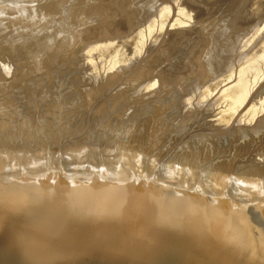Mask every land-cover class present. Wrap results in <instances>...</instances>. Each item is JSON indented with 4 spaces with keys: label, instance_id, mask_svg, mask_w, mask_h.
Masks as SVG:
<instances>
[{
    "label": "bare ground",
    "instance_id": "obj_1",
    "mask_svg": "<svg viewBox=\"0 0 264 264\" xmlns=\"http://www.w3.org/2000/svg\"><path fill=\"white\" fill-rule=\"evenodd\" d=\"M169 1L171 3V0ZM204 1H207V0H204ZM221 1L223 2V5L226 4L225 1L223 0ZM221 1L218 3L220 4ZM231 1L233 2V0ZM231 1L230 3L235 6V7L233 6L234 9L232 8L233 11L229 10L228 8L229 5H227L226 7L222 5L225 8L222 9L221 11L224 14L225 11H227L225 9L228 8V11H231V14L232 12H234L232 15L229 14L230 18L227 17L228 20L233 18L231 20L232 22L229 21L228 23L225 17H224L225 20H221L222 14H220L221 21L220 22L218 21L219 23L218 22L216 23L218 24L217 25L218 29L216 27V24L213 23L215 24L214 26L216 28V30L214 31L215 28L213 29L212 28L213 26L210 27L212 25L211 18L214 15V13L217 12L214 10H213L214 13L213 11H211V13H213L211 14V17L208 16V18H210L211 24L209 23L208 19H204L205 21L203 20L204 23L206 22V20L208 21L206 22L210 24V25L207 24L208 27L212 28L211 30L214 32H212L211 30H210L211 32L205 31V29L208 27L207 26L205 27L204 23L202 22V17L204 18L207 17L205 11L210 10L209 8L211 6L209 7L205 6L207 10H203L205 13V14L203 13L205 15L203 16L202 13L200 14L201 11L199 10H198L199 12L197 11V9H199L198 5L200 6L199 4L200 0L198 1V5H196L197 2L195 4V0L192 1L191 3L192 4L194 3L193 6L194 5H195L194 7L197 6V8H195L194 11L195 12L197 11L196 13L198 14L197 16L199 19V23L195 27H193L192 30L191 28L190 30L179 29L178 31L174 32L172 31V28H169L167 30V35H169V37L166 40H164L161 44H159L158 47L157 46L155 48L151 47L147 55H145L146 58L144 57V60L142 59L141 62L139 61L137 64L133 65L132 70H131V67H130V71L122 70L120 73L112 76L106 83L98 84L97 86L100 85L99 87L97 86L96 88L91 87V89L92 88L93 89L92 90L89 89L90 92L89 91L87 92L86 90L85 91L86 93H84L83 95L85 96V94L88 93L87 96L84 97V99H86V103L84 102L85 100L83 98L82 100L84 102L83 104L84 105L87 104L86 107L88 106L89 109H83V111L86 110V113H89L88 110L89 111L91 110L90 116L92 117V114H93L94 119L91 117L89 118L93 120H97L99 116L101 115L103 117L111 115L113 119L114 117H119L121 118V120L126 119L125 125H127V120L129 121L128 119L129 117L136 116L135 117L136 119L135 118H132V119H134L135 121L136 120L140 121V123L138 124L137 122L136 125H134L135 127L130 126L131 128L128 127L127 125V128H129L130 131L133 128L132 130L133 132L131 131L130 133L128 129L126 130L127 132L125 131L128 134L127 137L128 138L131 137V142L128 143L130 139H128L125 136L127 135L126 133L122 132V137L125 134L124 135L125 138L128 139V142H127V139L125 140L126 143H128V145H124L123 143L124 141H122L120 144L124 146L122 147L119 146V147H121L122 149L121 151H124V153H127L126 155L140 156L148 163L149 162L158 163L156 159L165 157L166 151L172 152V151H175L177 148L182 147V144L184 143V140H182V138H178V139H181L180 140L181 142L183 141V143H181V146H180V142H178L179 144H177V139H175L176 144L172 142L174 145H172L171 147L168 146L169 143L167 144V141L169 142V138L171 137V133H172L171 129L173 127L171 128V126H175L176 123L178 127L176 126L175 128L177 129L180 127L181 129V130L177 129L176 131L178 130L182 131V129L184 128L183 130H187V132L186 131L185 132L183 131V132L185 134L186 133L189 134L191 130L189 131L188 128L185 129V127H187L185 125L186 124L185 121L189 120L191 122L193 119L194 120L196 119L195 120L196 122H194V120L192 121L194 123H199V121H202V125H204L203 126L204 128L206 126H209L207 129L208 132L202 131L201 130L203 129L202 126L200 127L201 129L199 130H201L203 134H205L204 137L206 136L208 137L209 135L211 136L208 138L207 137L203 138V134H201L202 132L200 131L201 132L199 133L200 136L199 135L198 136L200 139L202 136V140L205 139V142H206V139L208 141L210 139L211 142L212 140L215 142V138H216V141L218 140L219 142V139L221 138V136L223 138L225 135H227V137L229 138V136L231 135V137H233V141L231 140L232 142H230V139H229V142H230L229 145H231L232 143V146L230 148L225 149L226 147L221 146L220 142H219L220 145H217L218 142H215L217 143L216 145L219 147V148L218 147L213 148L216 151L215 152L213 150L215 152L214 154L216 155V157L206 159V158H209V156H211V153L208 152L209 150L208 147L212 145V143L209 141L211 143L210 144L207 141L206 143H209L210 145L206 144L207 145V146L205 145L206 148L204 147V145L202 147V144H204L203 143L204 140L201 142L202 143L201 144L199 142V139L197 138L198 141L196 139L197 133L195 135L194 134L192 135V133H195V132L190 133L189 135H192V137L190 136L191 137L190 139L186 137L185 143L187 144L185 143H184L185 145L183 144L185 146V147L183 146L185 149H183V147L180 149L182 150V153L179 156V159L176 160V161H179L180 163L176 161H175L176 163L170 162L171 163L170 166L186 167V168H200L201 165L205 166L204 168H200V169H203L205 172H207L213 179H215L222 187H224L230 194H232L246 208H247L246 202H251V203L253 201L259 202L260 205L252 207V208L248 207L247 209H249L255 216H257L264 223V116H261L260 118H258V120L253 125L242 124L241 120H235L234 124H232L229 127L222 126V124L220 123L218 119L216 118L214 119L213 103L208 100L209 95L216 89V86H217L213 84L214 83L213 80L218 81L220 79V78H216V76L222 77L226 73V71L230 69L231 64H232V59L234 55L236 54V52H238L239 60L246 57L245 50L250 46V42L252 41V38L260 35V32L258 29L256 28L253 29V34L249 42H247L246 44L245 43L242 44L241 47H237L238 45H241L239 43L242 42V40L241 42L239 40V43L237 41L238 39H240L237 33V30H238L237 21L241 20V18L239 17L240 16L242 17V14H243L242 11L245 13V11L243 10L244 9L243 5L247 2H250L254 6H256V8L259 11H261L263 7L262 6L263 0H239V1L234 0V2L236 1L235 4L237 3L236 5L232 3ZM160 2H162V0L161 1L159 0H0V58L1 56H4V55H5L4 58L6 57L5 60H0L1 61L0 64L2 63V65H0V138L4 140H20V139L31 136L34 144H51V146L52 145L54 146L56 145V143H54L55 140L56 141L60 140V142L62 140V143L65 140L66 141L65 143H67L68 137H66L65 133L68 132V128H70V126H73L74 130L78 129L77 131H79L80 129L77 126L79 124H75V126L78 128H76L74 125H70V122L72 121V119H70L71 116L67 115V113L68 114L71 113L68 111L69 110L68 108L72 109L74 103L72 102L73 100L69 99V96L67 94H66V97L68 98L69 101L71 100L72 107H70V103L69 105L67 104V102H69L68 100L64 101L67 98H64L65 95L63 96L62 94H65V91L67 90V88H68V91L71 90L70 87H67L68 85H71V84H68L69 81L66 83V81H63V80L64 78L68 80L69 77L75 78L76 75L77 76L80 75V72L79 74H75L77 73V70L76 71L73 70L74 71L72 72L73 74L69 73V75H72V76L67 77L68 75H65V74L67 73V71L70 72V69H73V68L77 69L80 66V64H82L81 59L83 58H84L83 60L86 59L83 56L82 58L80 55V53H82V55L85 54V56L87 54L85 50L81 47L85 46V49L86 47H88L86 49V50L89 49L88 54H92L94 53V51L97 50V44L101 43L100 40L103 41L104 39L108 38L106 35H108L109 37L110 35L116 36V34L119 35V33L121 34L124 31L127 32L128 30H132L134 28L137 29L141 25H144L142 23H146L145 21L149 23V21L154 15H155L154 16L155 18L154 17L153 18L157 19L159 16L156 18V15H157L156 13L158 12V14L161 15L167 8L166 6H163V7L160 6L161 5ZM219 4L217 5L218 8L221 7L219 6ZM215 5L212 6L213 9H216ZM205 7H203V9ZM209 13L210 12H207V14ZM219 13L220 12L217 13L216 15L217 17H219ZM226 13H225V16L228 15ZM234 14L235 16L233 17ZM200 16H201V20H200ZM243 18H245V15H243ZM154 19L152 21H154ZM217 19L219 20V18ZM214 21L215 19L212 22ZM139 23L140 25H138ZM220 25H221V28L219 27ZM229 28H233V30H229ZM100 35L101 37H104V35L106 37L100 38ZM192 35H194V37H198L199 35L200 36L202 35L201 38H203V41H201L200 37H198L200 41L197 39L199 43L198 42L196 43V41L194 40V42L198 44L197 49H193L194 47H196L195 46L196 44H194L192 40L194 38H190ZM98 37H99V41L98 40L94 41V39L95 38L98 39ZM188 38H190L192 41L189 40ZM92 40L94 41V43H96L97 41L98 42L93 45H92L93 42H91L90 47H89V44H87L88 45L87 46L86 43ZM189 41H191L190 43L194 44V47L190 49V53L192 54L189 53L191 56H193V58L195 57L194 65H193L194 67L192 65L190 66L189 64L190 67L194 68L192 70H194L195 74H197V77L194 75L196 77L194 81H193V78H194L193 75H191L193 76L192 78L188 76L189 69H186L185 72L181 71L182 69H184L183 68L184 62L188 63L189 61L187 62V60L184 59L185 55L182 56L181 52L183 50H181L180 48L183 47L184 43L189 42ZM186 50L187 51L185 52L187 53L188 49ZM83 52L85 53L83 54ZM6 55L10 58V60L14 64L8 60ZM79 55L81 57L80 61L77 58ZM187 56H189L188 53H187ZM4 58L2 57L1 59H4ZM189 58L191 59L192 57H189ZM76 59L78 60L77 62H76ZM8 61H9V64H8ZM4 62L5 63L7 62L8 65L10 64L14 65L13 67L15 70H13L10 67L11 65L9 66V69H8V65L3 64ZM69 62L72 64V66H74L75 62L79 66L72 68L70 67L71 66L70 64L69 66L70 69L66 71V67L64 65L68 64ZM61 65L62 67H65L64 70L66 71V73L63 75H65L66 77L61 75L62 73L58 75L59 71L62 72L60 69L57 72L58 68H60ZM79 70H81L80 67L78 71ZM55 72L57 73L58 76H62L61 78L62 81L67 84L65 85L62 82V84H64L65 86L64 89L66 90L64 91L61 88V90L63 91V93L61 92V95L63 96L64 100L63 98L62 99L60 98L61 100L60 102H63V101L64 103L66 102L67 106L64 105V103H62V105L60 106L61 108L62 107L63 108L62 109L59 108L60 106L57 108L65 112H66V109H68L66 112V116L68 119L64 120L66 119L65 117L63 120L68 121L69 123L68 122L67 123L65 122V123L67 124V126L69 125L70 126L68 128H66L67 126H64L67 132L64 129H62L63 127L62 128L60 127L62 130H64L63 131L65 132L64 137L67 138V140L64 139V137L61 135L63 134V132L58 131L60 130V128L58 129V126L60 124L58 122H57L58 124L56 123L55 120L57 119L52 118L53 119L52 120L49 118L51 120L49 121V119H47L48 115L46 118L47 120L44 119L46 116L43 117L45 114L40 116L43 110L48 109L49 107L48 103L51 104L53 100L54 101L53 104H54L55 102L59 100L58 98L59 96L62 97L60 94L58 95L54 91L51 92L52 94L55 93L56 95L55 94L54 95L57 96L56 98L58 99L57 100H54L56 98L52 100L50 99L51 102H48V99L46 98V103L47 102L48 103L46 104L45 101L44 103L43 102L42 103L46 104V106L48 105L47 109H44L46 107L45 105L43 106L41 105L42 111L40 110L41 112L37 113L38 116L34 113L37 111V108L40 106L36 104V101L38 102L39 99L41 100L45 98L43 95L44 91L45 93L49 91V89L47 90V89H44L43 87L47 88V86L50 84L47 82V80L50 79ZM183 73H187L188 75L186 74L184 75ZM57 75L52 78L54 80H55V77L56 79H58ZM80 76L78 77L80 78L79 81H82L81 80L82 76L81 77ZM152 76L153 77L156 76V78H158L155 81L156 82L155 84L158 86V89L152 92H147L146 90L148 89V87L143 86L142 83L145 78L147 77L151 78ZM209 77L210 78L214 77L217 80L212 78L213 80H209L210 82L207 83L208 86L204 87V91L201 95V100L207 99L206 103L198 104V105L193 104L190 107V109L184 114L182 110L180 109L188 108L192 102L191 99L186 98V95L188 94L186 93L187 90L189 91V89L190 90L193 89V86H196V85H198V88H199L203 80L206 79L204 81L207 82L208 81L207 79ZM37 79L43 80L42 82H45L46 80L48 85L46 86L45 83L44 84L42 83V87H40L41 86L40 84H37V86L40 85L39 89L36 87V85L34 86L36 88L34 87L32 88L31 87L32 85L30 86V84H32L33 81L35 83L36 82L35 80ZM61 79H60V82H61ZM41 80H38V81H41ZM72 80H70V83H72V85L78 82L76 78L74 80H76L77 82L74 81L73 83ZM60 82L58 83L59 85L55 82L57 84L56 87L61 85ZM89 83L88 84L85 83L84 85H89ZM119 83L120 85L122 84V87H123V84H125L126 85V86L124 85L125 88L124 87L121 88ZM54 84H53V87L50 85L49 86L52 87V89H55ZM77 85H80V83ZM29 87L32 88L30 89L32 91L28 90ZM60 87H63V85H61ZM74 87H76V89L75 91L74 89H72L75 92L74 94L71 91L72 98L78 95L76 94V90H77V93L79 91L82 92L81 88L78 90L77 86L74 85ZM119 87L124 90H120V92L118 91L119 93L116 94L117 90L120 89ZM33 89H36L37 91L39 90L38 93H36L37 91L35 92L36 93L35 96H37L38 99L37 97H35L34 103L37 106L33 104L37 108L35 109L33 107L32 108L30 107L32 104L31 102L32 99H30L31 104L29 103L30 104L29 108H31V110L33 109V111L34 110L36 111L31 112V113H34V114H31L30 113L31 110H28L29 113L26 111L27 113H24L25 114L24 115L23 113H21L20 106L18 107V105L20 104L21 107L25 105L23 104L24 102H22V101H26L24 100V98H27V94L25 93L27 91L28 93L29 91L32 93L34 91ZM40 89L42 90L44 89L43 92L40 91ZM52 89L50 91H52ZM113 89L114 91L116 90L115 91L116 93L113 91L114 94H116L114 96L113 94H111L113 93L112 92ZM23 90L24 92L20 93V91H23ZM17 91L19 92L17 93ZM194 91L195 90H193V92ZM14 92L15 94L20 93L19 96L21 95V97L23 93L25 94L26 97L25 96L24 98L22 97L23 99L21 100L19 96H15ZM39 92H40V95L42 93L41 95V97L43 96L42 98H39L40 97V95L38 96ZM71 92H69L68 94L70 95ZM183 92L185 93L184 94L185 97L182 95ZM191 92L192 90L190 91V93ZM108 93H110L112 97ZM54 95L50 97L53 98ZM180 95H182L181 98H180ZM32 96L34 95L32 94ZM45 96H47V94H45ZM227 96L228 94H226V91H223L221 93L220 98H226ZM17 98L21 100V102L17 100ZM16 100L19 101L20 103L17 102ZM16 102L19 104L17 105ZM77 102L78 101H76L75 104ZM57 104L58 102L56 103V106L54 104L53 107H57ZM63 105L65 106V108L66 107L67 108L64 109ZM176 105L179 108L180 113L178 110H177L178 112L176 111L175 109ZM41 106L39 108H41ZM77 106H79V104ZM80 106H82L83 108V105L80 104ZM25 107L26 105L23 107V110L25 109ZM75 108H73L72 110H76V112H78V109H81V107L80 108L78 107V109H75ZM51 109L53 108L52 107L49 108V110L51 111V115L49 113L50 111L44 112L46 114L49 113L50 115L49 117L53 116ZM130 109L131 111L134 110V112L133 111L131 112ZM54 110L56 111V109H53V112H54L53 117L56 118L57 115H59V117L57 118L60 121L61 111L59 112L58 110L57 113L58 112L59 113L55 114ZM125 111L128 114L130 115L132 114V115L126 118L128 114L127 113L125 114L124 113ZM65 112L63 113L65 114ZM26 114H28V116H26ZM29 114H31V116L34 115V117L32 116L33 118L29 119L31 117V116L29 117ZM123 115L125 117H122ZM72 117H74V115ZM78 117L80 119L81 114ZM86 117H88V115ZM86 117H84V119ZM202 117L206 120V123L203 122L204 119ZM201 118L202 120H199L197 122V120ZM91 119H89V123ZM174 119H177L176 121L178 120L183 121L184 119L185 121L176 122ZM93 120H91V122ZM52 121L53 122L55 121V122L53 123ZM75 121H79V120H75ZM129 122L132 123V120ZM65 123L63 124L66 125ZM79 123L83 124V119L82 120L80 119ZM178 123H181V124L185 123L184 127L183 125L181 126ZM191 123L187 124L188 127H189V124ZM203 123H205L206 125ZM35 124H37V126ZM71 124H74V120H73V123L71 122ZM86 124H88V118H87ZM199 124L201 125V122ZM35 126L38 128H36ZM60 126H62V123ZM104 127L105 129L104 131H102ZM55 128L58 130H56ZM85 128H87V126L83 127V130ZM101 128L102 130L101 129L100 130L102 132L99 133L101 136H104V134L102 135V133H105L107 135L106 132L109 133V131L112 130L111 128H110L111 130H107L106 126L104 125L103 127L101 126ZM195 128L197 127L195 126L193 129L196 130ZM70 129L73 131L72 128ZM193 129L192 131H194ZM83 130L81 131V133L83 132ZM72 131L70 132L71 133L75 132V131L73 132ZM87 131L89 132L90 129L89 128L88 130L86 129V134H88ZM113 131L117 132V130H114V128H113ZM113 131H111L110 133L112 134ZM69 133H67V135H69ZM184 133L176 134V136L178 135L179 137L180 135L181 137V135H183L184 137L185 136L189 137L188 134L184 135ZM78 134H80V131ZM83 134L84 136L86 135L85 133H82V135ZM59 135H61L64 140L57 139L56 136H59ZM72 135L74 136V133ZM72 135H71V138H69L71 141L68 140L71 143L69 144L67 143L68 145L64 144L63 153L76 148L78 144L83 145L86 143L87 138H85L86 140L84 139L85 141L83 140L82 142L83 144L77 141H76L78 143L77 145L74 142L72 143V138H74ZM82 135L80 134L77 136L82 137ZM115 135L116 133L113 136ZM245 135L248 136V139L246 138L247 140L243 138ZM61 136H59V138H61ZM107 136H109V134ZM78 137H76L75 135L76 139H78ZM81 137L79 138L80 140L83 139ZM217 137L219 139H217ZM42 139H48V142H45ZM188 139L190 140V143L191 141H194L196 139L195 142L196 143L199 142L202 148L200 147L201 149H198L199 147L198 148H194L193 146H192L193 148L190 147L191 144L196 145L197 147L199 143L198 144L189 143L188 145V142H189ZM186 145H188L187 148H186ZM215 146L213 145V147ZM221 147H224V150L223 148L220 149ZM52 148L54 149V147ZM229 151L230 152L234 151L235 153L234 152L232 153L234 156L231 153H230L231 156L229 153L227 154V152ZM235 155H237L236 158L239 157L238 160L241 159V161H236ZM161 161L162 162H160V164L164 166L166 160L163 161L162 159ZM174 164H177V165H174Z\"/></svg>",
    "mask_w": 264,
    "mask_h": 264
},
{
    "label": "water",
    "instance_id": "obj_2",
    "mask_svg": "<svg viewBox=\"0 0 264 264\" xmlns=\"http://www.w3.org/2000/svg\"><path fill=\"white\" fill-rule=\"evenodd\" d=\"M0 138V264H264V223L200 168Z\"/></svg>",
    "mask_w": 264,
    "mask_h": 264
},
{
    "label": "rangeland",
    "instance_id": "obj_3",
    "mask_svg": "<svg viewBox=\"0 0 264 264\" xmlns=\"http://www.w3.org/2000/svg\"><path fill=\"white\" fill-rule=\"evenodd\" d=\"M159 1H161V0H159ZM166 1V2H165ZM192 1H194V0H171V3H170V1L168 0V2H167V0H162V2H160L161 3V5L160 6H166L167 8L165 9V11L160 15V14H158V12L156 13L157 15H156V18L157 19H154L155 17V15L151 18V22L149 21V23L147 22V21H145L146 23H142V24H144V25H141L140 27H138L137 29H132V30H128L127 32L126 31H124L123 33H119V35L118 34H116V36L115 35H110V37L108 36V35H106L108 38L107 39H104L103 41L102 40H100V44H97V50L96 51H94V53H92V54H88V50H86L88 47H86V49H85V46L83 47H81V48H83L84 50H85V52L88 54V56H87V54H86V56H85V52H83V54L84 55H82V53H80V55H81V57L83 56V57H85L86 59L85 60H83V59H81V61H82V64H80V66L79 65H77L76 64V62L79 60L80 61V55L77 57L78 58V60L76 59V62H75V64H74V66H72V64L69 62L68 64H66V65H64L65 67H66V71L68 70V69H70V67H80L81 68V70H79L78 71V69H79V67L77 68V69H70V72H68L67 71V73H66V71L64 70V68L65 67H62V65H61V67L60 68H58V70H57V72L59 71V69L62 71V72H58L59 74L58 75H60L61 73V75H63V74H65V75H68L67 77H69V76H72V75H69V73L70 74H73L72 72H74V71H76L77 70V73H75V74H79V72H80V75L82 76H80V75H76L75 76V78H76V80H78V82L76 81V80H74L75 78L73 77V78H68V80L66 79V78H64V80L63 81H66V83L68 82V84H71V85H68L67 87H70V91H68V88H67V90L66 89H64L65 88V86H64V84L65 85H67L65 82H63L62 81V76H58L57 75V73L55 72L53 75H52V77H54V76H58L57 78L59 79H61V82H60V79L58 80V79H56V77H55V80L51 77L50 79H48L47 80V82L48 83H50L49 85L50 86H52L53 87V84L56 82L57 84L60 82L61 83V85H63V87H60V86H57L58 88H59V90H58V88L56 87V83L54 84L55 85V89H52V87H50L48 84H47V82H46V80H45V82H42L43 80H41V79H37V80H35L36 82L34 83V81L32 82V84H30V86L33 88L35 85H36V87L39 89V86L40 87H42V83L44 84H46V86H47V88L46 87H43L44 89H49V91H47V93H45V91H44V93H43V95H44V97L45 98H43V99H39L38 100V102L40 103V101H41V103L39 104L37 101H36V104L37 105H45L46 106V104L48 103V102H51V100L52 99H54V98H56L57 96H55L56 94L55 93H57L58 95L60 94L61 95V92L63 93V91L61 90V88L65 91V94H62L63 96H64V98H67L66 97V94L69 96V99H71V100H73L72 102L74 103L73 104V108H75V106H76V108L75 109H78V107L80 108L81 107V109H78V112H76V110H72L71 108H68V109H66L65 108V106L64 105H66V102L64 103V101H67L68 100V98L67 99H65L64 100V98H63V96L62 97H58L59 98V100L57 101L58 102V104H57V107H53V105L55 104V106H56V103L57 102H55L54 104H53V100H52V102H51V104H49L48 103V105H49V107H48V105L44 108V109H47V107H48V109L47 110H41L42 109V106H41V108H37V107H35L33 104H35L34 102H35V97H37V96H35L36 95V93H38V91L36 90V89H33L34 91V93L32 92H30V91H32V90H30V89H32L31 87H29L28 88V90H30L29 91V93H28V91L26 92V90H25V94H27V98H24V96H25V94H23L22 93V97L24 98V100H26V101H22V102H24L23 104H25L26 105V107H25V111L23 110V107L25 106V105H23L22 107H21V105L19 104L20 102H21V100L23 99L22 97H21V95L19 96V94L21 93V92H24V90L23 91H20V93L19 94H17L19 91H17V95L15 94V92H14V94H15V96H19L20 98H21V100H19L18 98H17V100H19V101H17V102H19V103H17V105H18V107L20 106V111H21V113H29V111L28 110H31V108L33 107V108H37V111L36 110H34V111H36V112H34L33 111V109L30 111V113L31 112H34L36 115H37V113H40L41 111L43 112H41V114H40V116L41 115H43V114H45L43 117H45L44 119H46L47 118V115H48V118L47 119H57V120H55L56 121V123L58 122L60 125H61V123H62V126H58V125H56V126H58V129L61 127H63L62 129H64L65 130V128H64V126H67V122L68 121H64V120H67L68 118H67V116H66V112H67V110L69 111V112H71L70 114H68L67 113V115H70L71 116V118L70 119H72V123H73V120H74V124H71V122H70V125H74L75 126V124H79V125H77L78 127H79V131H80V134L82 135V133H85L86 134V129L88 130V128L90 129V131L88 132V134H86L85 136H84V134L82 135V137L81 136H77V135H80V134H78L79 133V131H77V130H74V128H73V126H70L69 124V126H70V128H72L73 129V131H77L76 133L75 132H73L70 128H68L69 126H67L66 128H68V132L67 133H69L70 131H72L73 133H74V136L72 135L73 133H69V135H67V133H65V132H63L64 130H62L61 128H60V130H58V129H56V130H58L59 132H63V134L65 133L66 134V137H68V140L69 141H71L69 138H71V135L74 137V138H72V143L74 142V143H76V145L78 144L77 142H79V143H82L83 142V140L85 139V138H87V140H86V143L88 142V147H91V146H95V145H103V139H105V145H107L109 148H111V149H118L119 151H121L122 149H121V147L122 146H124V145H128V143H130L131 142V137L130 138H128L127 136H128V134L126 133L127 131V129H128V131H130V129L129 128H127V125H128V127H130V126H132V127H135L134 125H136V123L138 122V124L140 123V121H135L134 119H132V118H135V117H132L130 114H128L127 112H128V110H127V112L125 111L124 113L126 114H128L127 116H126V118H128L129 116H131V117H129L128 119H129V121H131L132 120V123L131 122H129L128 120H127V125H125V120H121V118H119V117H114V119H113V117L111 116V115H109V116H99V118L97 119V120H93L94 118V116H93V114H92V117L90 116L91 114V110L89 111L88 110V112L89 113H86V110H84L83 111V109H89V107L87 106L86 107V105L87 104H83L84 102L86 103V99H84V97H86L87 96V94H85V96H83L84 95V93H86L85 91L87 90V92L89 91V89L90 90H92L91 89V87H95L96 88V86L98 85V84H104V83H106L112 76H114V75H116V74H118V73H120L122 70L124 71V70H126V71H130V67H131V70H132V67H133V65H135V64H137L139 61L141 62L142 61V59L144 60V57H145V55H147V53L149 52V49L151 48V47H158L159 46V44H161L164 40H166L168 37H169V35H167V30L169 29V28H172V31H178L179 29H188V30H190V28H191V30H192V28L193 27H195L198 23H199V19H198V14L196 13L198 10L199 11H201L200 12V14L202 13V15L203 16H205L204 14V11L203 10H207V8L206 7H209V6H214L215 4V7H216V9H213V7H212V9H211V7L209 8L210 10H207V11H205L206 12V18H204V17H202V22L204 23V19H208V21H209V23H210V18H208V16H210L211 17V14H213L214 13V11H217V12H215L214 13V18H213V16H212V18H211V23H212V25L210 26V27H212L213 29L215 28V24L219 21H221V20H225L224 19V17L226 18V20L228 21V23H229V21H231L232 19H229L228 20V18L227 17H229L230 18V16H229V14L230 15H232L234 12H232V14H231V11H228V8H229V10H232L233 11V9H234V5H232L231 3H230V1L231 0H223V1H225L226 2V4L225 5H223V2L221 1V0H215V1H213V0H207V1H204V0H200V2H199V4H200V6H202V7H200L199 5H198V1L199 0H195V4H196V2H197V4L196 5H198V7H199V9H197V11L195 12L194 11V9L195 8H197V6L196 7H194L193 6V4L191 3ZM209 1V2H208ZM221 1V5L218 3V2H220ZM239 1V0H238ZM164 2H165V4H164ZM212 2V3H211ZM224 2V3H225ZM232 2V1H231ZM236 2V1H235ZM235 2H234V0H233V2L232 3H234L235 4ZM159 3V4H160ZM231 5H230V4ZM158 4V5H159ZM162 4H164V5H162ZM192 4V5H191ZM209 4V5H208ZM219 4V6H221L220 8H218L217 7V5ZM237 4V3H236ZM235 4V5H236ZM191 5V6H190ZM227 6V5H229L228 6V8L227 9H225V10H227V11H225V13L226 14H228V15H226L225 16V13L223 14L222 13V9H224L225 7H223V6ZM206 6V7H205ZM232 6V7H231ZM234 6V7H233ZM262 9H261V11H259L257 8H256V6H254L252 3H250V2H247V3H245L244 5H243V10L245 11V13L242 11V17L240 16L239 18H241V20L240 21H237L238 22V30H237V33H238V37L240 38V39H238L237 41H238V43H239V40H240V42H241V40H242V42L241 43H239V44H241V45H238L237 47H241L242 46V44H246L247 42H249V40L251 39V37H252V34H253V29H258L259 30V32H260V35L259 36H256V37H253L252 38V41L250 42V46L245 50V53H246V57H244V58H242L241 60H239V55H238V52H236V54L234 55V57H233V59H232V64H231V67H230V69L229 70H227L226 71V73L222 76V77H217L216 76V78H220L218 81H215V80H213V79H216V78H214V77H212V78H208L207 80V82L206 81H204V80H206V79H202L203 80V82H202V84L200 85V86H202V87H200L199 86V88H198V85H196V86H193V89H191L192 90V92L190 93V89H189V91L187 90V92L186 93H188L187 95H186V98H188V99H191L192 100V102H191V105L188 107V108H182V109H180V110H182V112L185 114L189 109H190V107L194 104V105H198V104H203V103H206V101H207V99H203V100H201V95H202V93H203V91H204V87H206V86H208V84L207 83H209L210 81L209 80H213L214 81V83L213 84H215V85H217L216 86V89L209 95V98H208V100L209 101H211L212 103H213V110H214V114H213V116H214V119L216 118V119H218L219 121H220V123L222 124V126H227V127H229V126H231L232 124H234V121L235 120H241V122H242V124H247V125H253V124H255V122L258 120V118H260L261 116H264V0L262 1ZM203 7H205L204 9H203ZM233 8V9H232ZM202 9V10H201ZM220 9V10H219ZM214 10V11H213ZM219 10V11H218ZM198 11V12H199ZM211 11H213V13H211ZM224 11V10H223ZM207 12H210L209 14H207ZM218 12H220L219 13V17H217L216 15H217V13ZM230 12V13H229ZM204 13V14H203ZM220 14H222V19L220 20V17H221V15ZM240 14V15H241ZM201 15V16H202ZM224 15V16H223ZM243 15H245V18H243ZM201 16H200V20H201ZM235 16V14L233 15V17ZM219 18V20L217 19V18ZM232 17V16H231ZM154 19V21H152ZM215 19V21L214 22H212L213 20ZM216 19H217V21H216ZM204 20V21H203ZM235 20V19H234ZM238 20V19H237ZM207 20H206V22H208ZM236 21V20H235ZM141 22H143V21H141ZM201 22V21H200ZM204 23V26L206 27H208V25H210L209 23ZM218 22V23H219ZM224 22V21H223ZM222 22V23H223ZM232 22V21H231ZM213 23H215V24H213ZM226 23V22H225ZM225 23H224V25H225ZM208 24V25H207ZM227 24V23H226ZM138 25H140V23L138 24ZM217 25L218 24H216V27H217ZM222 25V24H221ZM221 25L219 26L220 28H221ZM210 27H208V28H206V29H208V30H206L205 29V31H209V32H211L212 30V28H210ZM217 29H218V27H217ZM211 30V31H210ZM216 30V28L214 29V31ZM229 30H233V28H229ZM214 31H212V32H214ZM2 34H4V33H2ZM203 35V34H202ZM201 35V36H202ZM105 35H104V37H101V35H100V38H105L106 37ZM193 36V37H192ZM190 38H194V39H192L193 40V42H194V40L196 41V43L198 42V40L200 41V39L198 38V37H200L201 38V36L199 35L198 37H194V35H192ZM196 36V35H195ZM190 38H188L189 40H191ZM196 38V39H195ZM198 39V40H197ZM95 40H98L99 41V37H98V39L97 38H95L94 39V41ZM191 40V41H192ZM94 41L92 40V41H90V42H88V43H86V45L87 44H89V47H90V43L91 42H93L92 43V45L93 44H96V43H94ZM191 41H189V42H186V43H184V45H183V47H181L180 49L181 50H183L182 52H181V54H182V56L183 55H185V58L184 59H186L187 60V62L188 63H186V62H184V69H182L181 71L183 72H185V70L186 69H189V73H188V71H187V73L189 74H187V73H183L184 75L186 74V75H188V76H190L191 78L195 75L196 77H197V74H195V72H194V70H192V69H194L193 67V65H194V58H193V56H191L190 54H192V53H190V49H192L193 47H194V44H196L195 42H194V44L193 43H190ZM201 41H203V38H201ZM187 43H189V44H187ZM199 43V42H198ZM192 44V45H191ZM85 45V44H84ZM187 45V46H186ZM198 44H196L195 46L196 47H194L193 49H197L198 48V46H197ZM88 46V45H87ZM185 47H187V48H185ZM189 47V48H188ZM186 49H188V55L189 56H187V53L185 52V51H187ZM82 50V49H81ZM80 50V51H81ZM180 50V51H181ZM79 51V52H80ZM83 51V50H82ZM191 52H192V50H191ZM190 53V54H189ZM78 55V54H77ZM5 56V55H4ZM4 56H1V58L3 57L4 58ZM7 56V55H6ZM189 57H192L191 59L189 58ZM0 58V60H5L6 59V57L4 58V59H1ZM7 58H8V60L9 61H11L10 60V58L7 56ZM146 58V57H145ZM9 61H8V64H9ZM1 62V61H0ZM11 63H13L12 61H11ZM193 63V64H192ZM3 64H6V65H8L7 64V62L5 63H3ZM14 64V63H13ZM70 64H71V66H70ZM142 64V63H141ZM186 64V65H185ZM189 64H190V66L192 65L193 67H190L189 66ZM0 65H2V63L0 64ZM11 65V64H10ZM10 65H8V69H9V66ZM14 65H11L10 67L13 69V70H15L14 69V67H13ZM69 68H68V67ZM188 66H189V68H188ZM135 67V66H134ZM12 69H10V70H12ZM129 69V70H128ZM74 70V71H73ZM191 71V72H190ZM12 72V71H11ZM14 72V71H13ZM193 72V73H192ZM12 74V73H11ZM10 74V75H11ZM56 74V75H55ZM10 75H9V77H10ZM13 75V74H12ZM65 75H63L64 77H66ZM191 75H193V76H191ZM74 76V75H73ZM81 77V80L83 81H79V79L80 78H78V77ZM154 76V75H153ZM151 77V78H149V77H147V78H145L144 80H145V82H144V80H143V83H142V85L143 86H145V87H148V89L146 90L147 92H152V91H154V90H156V89H158V86L155 84L156 82V79H158V78H156V76L155 77ZM194 76V78H193V81H194V79H196V77ZM78 78V79H77ZM149 78V79H148ZM66 79V80H65ZM72 80L73 81V83H74V81H76L75 83L76 84H74L75 86H77V88H78V90L81 88V91L82 92H78L77 93V90H76V94H78V95H73V96H75L76 97V99H75V97L74 98H72V96H71V94H72V92H73V94L75 93L74 91H75V89H76V87H74V85H72V83H70V80ZM146 79H147V81H146ZM38 80H41V81H38ZM50 80V81H49ZM217 80V79H216ZM38 81V82H37ZM59 81V82H58ZM87 81H89V82H87ZM213 81H211V82H213ZM40 82V83H39ZM54 82V83H53ZM62 82L64 83V84H62ZM82 82V83H81ZM200 82V81H199ZM80 83V85H81V87H80V85H77V84H79ZM85 83H89V85H84ZM122 83V82H121ZM34 84V85H33ZM37 84H40V85H38L37 86ZM52 84V85H51ZM82 84H83V86H82ZM91 84V85H90ZM199 84V83H198ZM59 85V84H58ZM119 85H120V83H119ZM125 84H123V87L125 88V86H124ZM158 85H159V83H158ZM71 86H73V87H71ZM100 86V85H99ZM99 86H97V87H99ZM36 87H34V88H36ZM49 87V88H48ZM116 87V86H115ZM120 87L121 88H123L122 87V84L120 85ZM119 87V88H120ZM195 87H197V88H195ZM52 89V91H50L51 89ZM114 88V87H113ZM118 89L117 90V93L114 91V89L112 90V92L114 91L116 94H118L119 92H120V90H124V89ZM192 88V87H191ZM195 88V89H194ZM43 89V90H44ZM57 89V90H56ZM72 89H74V91L72 90ZM43 90L42 89H40V91H42L43 92ZM61 90V91H60ZM193 90H195L194 92H193ZM55 92V93H51V92ZM59 91V92H58ZM72 91V92H71ZM119 91V92H118ZM223 91H226V94H228V96L226 97V98H220V96H221V93L223 92ZM48 92H50L52 95H54V97L53 98H51L52 97V95L50 94V93H48ZM69 92H71L70 93V95L68 94ZM90 92V91H89ZM114 92L113 93H111V94H113V96L114 95H116V94H114ZM32 94L34 95V96H32ZM45 94H47V96L49 97H47V96H45ZM108 94H110V93H108ZM111 94H110V96H111ZM184 92L182 93V95L184 96ZM40 95V92H39V94H38V96ZM41 95H42V93H41ZM41 95H40V97L39 98H42L41 97ZM177 95V94H176ZM182 95H180V98H181V96ZM51 96V97H50ZM78 96V97H77ZM178 96V95H177ZM26 97V96H25ZM34 97V98H33ZM80 97V98H79ZM112 97V96H111ZM185 97V96H184ZM184 97H182V98H184ZM46 98L48 99V102L46 103ZM58 98H56V99H54V100H57ZM60 98L62 99L63 98V102H60L61 100H60ZM82 98L85 100L84 102H83V100H82ZM30 99H32V101L30 100ZM37 99H38V97H37ZM36 99V100H37ZM45 99V100H44ZM51 99V100H50ZM34 100V101H33ZM71 100L69 101V102H67V104L69 105V103H70V107H72V105H71ZM74 100H76V101H78L76 104H75V102L76 101H74ZM79 100H81V101H79ZM30 101L32 102V104L30 103ZM44 101H45V103L46 104H43L44 103ZM28 104H27V103ZM43 102V103H42ZM81 102V103H80ZM31 104V106H30V104ZM60 103V104H59ZM62 103H64V109H66V112L65 111H62V110H59V109H57L60 105H62ZM35 104V105H36ZM53 104V105H52ZM79 104V106H77ZM80 104L81 105H83V108H82V106H80ZM33 105V106H32ZM36 105V106H37ZM29 106L31 107V108H29ZM67 106V105H66ZM85 106V107H84ZM53 108V109H56V111H55V114H58L60 111H61V115H60V117H61V123H60V121H59V119L57 118V117H59V115H57V117L55 118V117H53L54 116V112H53V109H51L52 110V117H49L50 115H51V111L49 110V108ZM184 107V106H183ZM28 108V109H27ZM59 108H61V106L59 107ZM63 108V107H62ZM61 108V109H62ZM178 107H177V105H176V107H175V109H176V111L178 110L179 111V108L177 109ZM38 109H39V111H38ZM63 109V110H64ZM125 109V108H124ZM41 110V111H40ZM59 110V112L57 113V111ZM71 110V111H70ZM79 110H80V112H79ZM27 111V112H26ZM45 111H50L49 113H50V115H49V113L48 114H46V113H44ZM72 111H73V113H72ZM84 113H83V112ZM130 111H131V109H130ZM129 111V112H130ZM133 112H134V110H132ZM131 111V112H132ZM175 111V110H174ZM175 111V112H176ZM177 111V112H178ZM63 112H65V114L63 113ZM76 112V113H75ZM176 112V113H177ZM34 113H31V114H34ZM75 113V114H74ZM179 113H180V111H179ZM178 113V114H179ZM31 114H29V117L31 116ZM74 115V117H72L73 115ZM80 114H81V120L83 119V124L82 123H79V121H80V119H79V117L78 116H80ZM83 114V115H82ZM85 114H87L88 115V117H86L87 115H85ZM124 114V115H125ZM25 115V114H24ZM64 115V116H63ZM77 115V116H76ZM122 116V117H125V116ZM26 116H28V114H26ZM33 117H34V115H32ZM30 117L29 119H31V118H33V117ZM38 116V115H37ZM56 116V115H55ZM76 116V117H75ZM66 117V119H64ZM84 117H86L85 119H84ZM89 117H91V118H93V119H91V118H89ZM106 117H108V118H106ZM204 117V116H203ZM202 117V118H203ZM76 118H78V119H76ZM87 118H88V124H86V122H87ZM101 118H103V119H101ZM110 118H112V119H110ZM117 118V119H116ZM198 118H200V117H198ZM202 118L201 119H198L197 120V122L199 121V120H202ZM46 119V120H47ZM49 119V121H51ZM52 119V120H53ZM64 119V120H63ZM89 119H91V120H93L92 122H91V120H90V123H89ZM95 119H96V117H95ZM123 119V118H122ZM131 119V120H130ZM136 119V118H135ZM185 119V118H184ZM183 119V121L182 120H178V121H176L177 119H174L176 122H184L185 120ZM204 119V118H203ZM75 120H79V121H75ZM86 120V121H85ZM104 120V121H103ZM194 120V119H193ZM192 120V121H193ZM196 120V119H195ZM194 120V122H196ZM54 121V122H55ZM63 121V122H62ZM119 121V122H118ZM135 121V122H134ZM188 121V122H187ZM191 121V122H192ZM53 122V121H52ZM53 122V123H54ZM66 122V123H65ZM77 122V123H76ZM112 122V123H111ZM173 122V121H172ZM175 122V123H176ZM186 122V126L187 127H185V129H187L188 128V130L190 131L191 130V132L190 133H192V132H195V133H192V135L194 134H196L197 133V137H196V139L198 138L199 139V142L201 143L203 140V143L204 144H202V147H203V145H204V147L206 148V146L211 142L210 141V139H209V141L206 139V142L208 141L209 143H206L205 142V139H203L202 140V136H201V139L199 138V136H200V134L199 133H201L202 131H206V132H208L207 131V129H208V127L209 126H206L205 128L203 127L204 125H202V121H199V123L201 122V125L199 124V123H194V122H190L189 120H186L185 121ZM203 122H205L206 123V120L204 119V121ZM52 123V124H53ZM57 123V124H58ZM63 123H65L66 125H64ZM69 123V122H68ZM130 123H131V125H130ZM188 123H191V124H189V127H188ZM205 123H203V124H205ZM174 124V123H173ZM177 124V123H176ZM175 124V126H171V137L169 138V142L167 141V144H168V146L169 147H171L172 145H174L173 143H175L176 144V140L175 139H177V144H179L178 142H180V146H181V143H183V141L181 142L180 140L181 139H178V138H182V140H184V143L186 142V137L187 138H191L192 137V135H189L188 133H186V134H188L189 135V137L188 136H183V135H181V137H180V135H179V137H178V135L176 136V134H179V133H184L185 131L187 132V130H183L182 129V131H176L177 129H180V127L179 128H175L176 126L178 127V125H176ZM179 125H183V127H184V124H181V123H178ZM36 126H37V124H35ZM103 125L104 126H106V129L107 130H111V131H113V128H114V130H117V132H114V134L116 133V135L115 136H113L114 134H113V132H112V134L110 133L111 131H109V133L108 132H106L107 133V135L109 134V136H107L105 133H102V135L104 134V136H101L99 133H101L102 131H104V129H105V127L103 128V130H102V128H101V126L103 127ZM200 125V126H199ZM206 125V124H205ZM35 126V127H36ZM87 126V128H85L84 130H85V132H84V130H83V127H86ZM89 126V127H88ZM197 127V128H195L196 130H194L193 128L194 127ZM202 126V128L204 129H201L200 127ZM76 127V126H75ZM78 127H76V128H78ZM80 127H82V128H80ZM109 129H108V128ZM199 127V128H198ZM36 128H38V127H36ZM75 128V129H76ZM111 128V129H110ZM115 128H117V129H115ZM131 128V127H130ZM102 131H101V130ZM192 129L194 130V131H192ZM198 129V130H197ZM199 129H201V130H199ZM43 130V129H42ZM83 130V132L81 133V131ZM132 130H133V128H132ZM131 130V131H132ZM134 130H136V129H134ZM181 130V129H180ZM126 131V132H125ZM131 131H130V133H131ZM184 131V132H183ZM188 131V132H189ZM197 131H199V132H197ZM201 131V132H200ZM122 132H124V133H126L127 135H125L124 133V135L128 138V139H130L129 140V142H128V139L127 138H125V136L123 135V137H122ZM133 132V131H132ZM135 132H137V131H135ZM263 132V131H262ZM261 132V133H262ZM205 133V132H204ZM260 133V134H261ZM63 134H61L63 137L65 136V134L63 135ZM111 134V135H110ZM185 133H184V135H186ZM201 134H203V132L201 133ZM61 135H59V136H61ZM75 135H76V137H78V139H76L75 138ZM106 135V136H105ZM199 135V136H198ZM206 135H208V134H206ZM59 136H56L57 137V139H63L62 138V136H61V138H59ZM83 136H84V138H83ZM175 136V137H174ZM183 136V137H182ZM191 136V137H190ZM205 136V134H203V138H206V137H204ZM228 136H229V134H228ZM259 136V135H258ZM55 137V138H56ZM83 138V139H79V138ZM208 137H211L210 135L208 136ZM207 137V138H208ZM243 138H245V140H247L248 139V136H244ZM247 138V139H246ZM64 139H66L67 140V138H65L64 137ZM63 139V140H64ZM76 139V140H75ZM127 139V142L128 143H126V140ZM188 139V140H189ZM193 139V138H192ZM195 139V140H196ZM198 139H197V141H198ZM217 139H219L218 137H217ZM229 139H230V142H232L233 141V137H231V135L229 136V138L227 137V135H225L223 138H222V136H221V138L219 139V142H220V144H221V146H224V147H226L225 149H227V148H230L231 146H232V143H231V145H229L230 144V142H229ZM43 141H45V142H48V139H42ZM67 140V143L69 144V143H71V142H69ZM84 140V141H85ZM179 140V141H178ZM188 140H187V142H188ZM195 140L194 141H191V143H196L195 142ZM232 140V141H231ZM241 140H242V138H241ZM244 140V139H243ZM77 141V142H76ZM81 141V142H80ZM122 141H124L123 143H124V145H122V144H120ZM62 143V140H61V142H60V140H58V141H56L55 140V142L54 143H56V145H52L51 146V148L52 147H56V146H58L59 145V143ZM64 142H66L65 140H64ZM173 142V143H172ZM199 142H197L196 144H198ZM215 142H218V140L216 141V138H215ZM213 140H212V145H210L208 148H209V150H208V152H210L211 153V156H209V158H206V159H210V158H213V157H216V155L214 154L216 151L213 149V148H216V147H218L217 145H220L219 144V142H218V144L217 143H215ZM53 143V144H54ZM58 143V144H57ZM67 143H65V145L67 144ZM85 143V142H84ZM183 143V144H184ZM189 143H190V140H189V142H188V145H189ZM190 143V144H191ZM200 143H199V145L196 147V145H193V144H191L190 145V147H194V148H198V149H201L202 147H201V145H200ZM213 143H215V144H213ZM67 144V145H68ZM83 144V143H82ZM182 144V147L185 145V144H187V143H185L184 145ZM207 144V145H206ZM217 144V145H216ZM233 144H234V142H233ZM188 145H186V148H187V146ZM206 145V146H205ZM213 145L215 146V147H213ZM228 145H229V147H228ZM78 146H80L79 144L76 146V147H78ZM119 146H121V147H119ZM182 147H179V148H177L175 151H172V152H168V151H166L165 153H166V156L165 157H163V158H160L161 160L163 159V161L164 160H166L165 161V164H164V166H170L171 165V163L170 162H173V163H176V162H178V163H180L179 161H176V160H178L179 159V156L181 155V153H182V150H180ZM185 147V146H184ZM183 147V149H185ZM192 147V148H193ZM201 147V148H200ZM224 147H221L220 149H222L223 148V150H224ZM219 148V147H218ZM52 150H53V148H52ZM215 152H214V151ZM228 151V150H227ZM122 153H124V151H121ZM234 152V151H233ZM233 152H227V154L229 153H233ZM235 153V152H234ZM124 154H127V153H124ZM231 154H230V156H231ZM233 155V154H232ZM234 156V155H233ZM236 156L237 155H235V158H236ZM160 159H156V161L158 162V163H160V162H162ZM239 159V157L238 158H236L235 160L236 161H241V159L240 160H238ZM155 160V159H154ZM176 161V162H175ZM206 161V160H205ZM218 161V160H217ZM150 163V162H149ZM156 163V162H155ZM238 163V162H237ZM174 165H177V164H174ZM205 166H203V165H201L200 166V168H204ZM258 205H260V203L259 202H257V201H253L252 203L251 202H246V206H247V208L248 207H250V208H252V207H255V206H258Z\"/></svg>",
    "mask_w": 264,
    "mask_h": 264
}]
</instances>
